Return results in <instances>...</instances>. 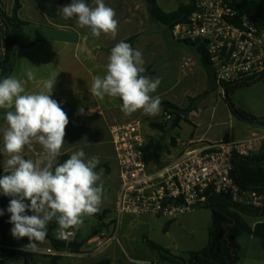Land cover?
I'll return each instance as SVG.
<instances>
[{
    "label": "crops",
    "instance_id": "obj_1",
    "mask_svg": "<svg viewBox=\"0 0 264 264\" xmlns=\"http://www.w3.org/2000/svg\"><path fill=\"white\" fill-rule=\"evenodd\" d=\"M178 1L157 0V3L162 10L172 13L180 6L177 4ZM85 2L89 5L93 4V0H85ZM104 2L117 13L116 18L119 24L114 39L111 35L103 33L99 38L93 37L87 28L78 26L75 18L65 20L62 14L53 18L39 9L36 0H20L21 8L18 16L26 22V25L19 28L17 41L20 48L16 51L13 70L7 75L26 81V91L39 92L43 90V81L49 79L53 73H58L51 98L60 104L69 119L65 129L62 155H70L69 150L75 151L82 148L87 157L95 156L99 159L98 166H101L99 170L103 169L104 186L100 210L111 211L109 206L115 209L120 187L118 161L110 134V127L115 123L140 122L141 133L146 144L156 142L162 145L160 163H149L151 172L170 165L189 149L221 142L242 141L251 137L264 140V126L243 122L232 114L224 97L216 91L214 78L201 65L194 48L192 51H186L181 45H175L176 50L167 56L170 40H167L164 34L165 29L151 20L144 2L138 0H104ZM14 4L15 0H0L1 7L8 15L12 14ZM135 35H141L134 48L142 51L146 62L145 69L154 66V73L149 77L161 79L157 92L152 94L162 98L161 111L155 116L145 115L142 110L126 116L120 110L122 101L119 98L105 97L103 101H100L90 92L93 78L96 75L106 74V64L110 55L107 49ZM4 56L5 26L0 19V61L4 59ZM186 57H191L193 63L190 70L184 72L181 64ZM29 68L35 74V81L27 79L26 70ZM0 79H2L1 69ZM165 101L184 110L190 109L186 116H182L177 126H174L176 119L173 116L172 121H165L167 113L162 106ZM80 107L84 109L83 114L78 111ZM4 111L0 109V143H2V130L6 127ZM151 123L165 124L166 127L164 130H159L152 127ZM42 152V146L34 143L31 147L25 146L23 155L25 159L35 161L40 158ZM6 159L7 157L0 153L2 173H4ZM110 184L112 186L114 184L115 193L112 202L108 203ZM25 203L30 201L26 200ZM0 209H2L1 199ZM27 214L32 213L27 211ZM243 217L251 227L264 222L257 221V216L243 215ZM247 217L255 220L254 223H249ZM139 218L142 220L140 223L148 226L154 218L164 219L163 222L166 225L164 234L167 240H163L165 244L160 243L175 256L181 253V257L187 258L188 253L200 251L208 244L209 233L207 240L203 236L199 237L196 241L187 242L184 248L179 250L175 242L168 244V240L172 237L171 230L175 226L183 227V221H178L177 218L145 215L138 216L135 221ZM9 219L7 223L10 233L5 236L0 232V264H52L53 257H56V264H97L102 261H107L108 264H123L113 252L107 253L102 260H96V252L85 249L87 245L94 243L96 237L105 234L106 218L99 221V226L92 230L94 235H97L93 238L85 239L80 229L75 230L76 242L81 244L78 253L72 252L70 248L58 250L48 240L40 243L39 250L36 252L24 251L23 246L27 245L29 240L27 237L16 239L12 236L13 225L8 222ZM55 229L52 235L56 238ZM257 240L249 235H243L238 239L241 252L237 264H264V249L261 242ZM47 250H52L55 254H48ZM25 254L30 255L26 257ZM132 261L135 260L130 258L128 262L133 263ZM139 261L175 264L163 260L156 251Z\"/></svg>",
    "mask_w": 264,
    "mask_h": 264
},
{
    "label": "clouds",
    "instance_id": "obj_2",
    "mask_svg": "<svg viewBox=\"0 0 264 264\" xmlns=\"http://www.w3.org/2000/svg\"><path fill=\"white\" fill-rule=\"evenodd\" d=\"M61 14L65 20L75 18L78 26L87 28L93 37L99 38L103 33L114 39L117 35V13L104 0H93L92 5L85 0H72L62 6ZM145 63L141 50L123 40L118 42L108 56L106 74L93 78L92 96L100 101L105 97L119 98L120 110L126 116L138 110L148 116L159 114L162 98L152 94L157 92L161 79L144 75ZM57 75L53 73L43 81L39 92L26 91V81L15 76L0 79V109L5 110L6 122L0 153L7 157L5 174L0 177V194L12 197L7 208L11 214L8 222L13 225L14 238H28L24 251L39 250L53 221L58 226L54 233L57 239L72 235L69 229L79 230L85 217L100 211L104 193L103 169L96 171L100 161L95 156L87 157L82 148L69 150V157L53 168L62 155L69 123L60 104L51 98ZM26 76L28 81H35L31 68L26 70ZM78 111L83 114V107ZM34 143L42 146L40 158L25 159V146ZM2 215L4 210L0 209Z\"/></svg>",
    "mask_w": 264,
    "mask_h": 264
},
{
    "label": "built area",
    "instance_id": "obj_3",
    "mask_svg": "<svg viewBox=\"0 0 264 264\" xmlns=\"http://www.w3.org/2000/svg\"><path fill=\"white\" fill-rule=\"evenodd\" d=\"M240 0H196L185 23L174 29L181 42L202 46L212 71L216 91L223 97L227 88L264 82V25L244 17L233 4ZM193 60H182V70H190ZM173 117L165 116L170 122ZM118 161L120 187L115 204V228L110 236L96 237L98 249L119 242L118 232L124 215L176 219L204 207L209 192L230 197L234 203L258 209L264 194L237 184L232 178L234 157H250L258 152L261 140L221 142L185 151L170 165L151 172L145 161L146 140L140 122L115 123L110 127ZM60 239L73 243L77 232ZM48 254H55L47 250ZM133 264H156L132 261Z\"/></svg>",
    "mask_w": 264,
    "mask_h": 264
},
{
    "label": "trees",
    "instance_id": "obj_4",
    "mask_svg": "<svg viewBox=\"0 0 264 264\" xmlns=\"http://www.w3.org/2000/svg\"><path fill=\"white\" fill-rule=\"evenodd\" d=\"M144 2L150 18L155 23L160 24L165 29V35L167 40L189 45L197 52V56L200 63L210 72L212 78H214V72L212 71L207 59V55L202 46L192 44L189 42H181L174 37V29L178 24L185 23L191 15L196 0H189L186 4H180L175 12L167 13L160 8L157 0H138ZM71 0H36L39 9L50 17L57 18L61 15V8L67 5ZM234 8L239 12L238 19L241 20L245 16L254 20L260 25H264V0H242L233 4ZM21 8L20 0H15L13 12L8 15L6 11L0 5V19L5 26V56L0 61V69L2 71V79L13 70L16 51L20 48L18 44V31L19 28L26 25V22L22 21L18 12ZM141 35L132 36L124 42L129 43L133 48L138 43ZM114 47V46H113ZM112 47L107 49L110 53ZM154 73V66L149 67L144 75L151 76ZM247 86V85H246ZM244 86H234L227 88L226 95L224 97L225 102L228 104L232 114L239 120L247 123H256L264 126V119L256 118L244 112L243 110L236 108L232 101L231 95L235 90ZM167 115L173 116L176 119L179 116H186L190 109H181L173 105L169 101L162 103ZM151 126L164 130L165 124L151 123ZM3 147V143H0V148ZM163 147L156 142H150L145 147V161L147 163H160L161 152ZM69 157L68 154L61 155L58 158L56 165L62 163ZM233 169L231 172L234 181L247 188L257 191L260 194H264V140L261 141L260 148L257 153L250 157H234ZM101 166H98L96 171ZM4 173L0 171V177ZM2 201V209L4 215L0 216V232L3 235L10 233V228L7 223V219L10 218V213L7 212L9 206L8 196L0 194ZM212 211V225L209 231V241L207 246L200 250L188 253V257L173 255L166 248L147 240L148 246L158 252L160 257L170 263L175 264H237L240 260L241 248L238 243V239L243 235L253 236L261 242L264 249V222L258 223L254 227H251L244 219L243 215L264 217V205L258 209H252L233 202L228 196L219 195L213 192H209L207 202L204 206ZM110 211L100 210L97 214L91 216L99 221H103L107 218ZM56 223L53 221L48 225V235L46 240L50 241L52 246L56 249H68V244L64 243L60 239L53 237L52 232L56 228ZM81 244L76 241L72 243L70 250L74 253L80 251ZM30 254H25L29 256ZM52 264H56V257H53ZM97 264H108L107 261H102Z\"/></svg>",
    "mask_w": 264,
    "mask_h": 264
},
{
    "label": "rangeland",
    "instance_id": "obj_5",
    "mask_svg": "<svg viewBox=\"0 0 264 264\" xmlns=\"http://www.w3.org/2000/svg\"><path fill=\"white\" fill-rule=\"evenodd\" d=\"M188 1L189 0H179L177 4L187 3ZM175 45H181L186 51H192L193 49L189 45L168 41L167 56L171 55L174 50H176ZM231 101L236 108L256 118L264 119V82L258 80L252 84L238 88L231 95ZM170 126L172 128V125ZM151 169L154 170V168ZM109 188L108 203L112 202L111 200L114 197V184L113 186L110 184ZM109 208H111V211L105 219L107 228L104 230V235L106 236H110L113 233L115 221L117 220V215H115L113 207L109 206ZM137 217L138 216L134 215L122 216L118 232L119 242L113 243L103 249H98L95 243H90L85 249L96 252V260H102L109 252H113L115 257L123 264H127L130 258L135 261L146 259L155 251L148 246L147 240L163 246L160 242H164L165 244L163 240H167L164 234L166 225L163 222L164 219L161 218H154L149 226L144 225L140 223L142 222L140 218L138 221H135ZM256 218L257 221H264L263 217L257 216ZM246 219L249 223H254L255 221L251 220L249 217ZM177 220L183 221V227L175 226L170 232L172 235L171 239L168 240L169 242H166H168V244L175 242L179 250H181L187 242L196 241L199 237L203 236L207 240L209 233L208 228L212 225V211L209 208L202 207L193 213H187L177 217ZM111 221L112 223H110ZM97 226H99V220L94 217H85L84 224L80 228L83 238L89 239L97 236L92 232ZM179 256H182V254L180 253ZM129 264L133 263L130 262Z\"/></svg>",
    "mask_w": 264,
    "mask_h": 264
},
{
    "label": "water",
    "instance_id": "obj_6",
    "mask_svg": "<svg viewBox=\"0 0 264 264\" xmlns=\"http://www.w3.org/2000/svg\"><path fill=\"white\" fill-rule=\"evenodd\" d=\"M181 119H182V116L177 117L174 122V126H177ZM71 246H72V243H69L68 248H70Z\"/></svg>",
    "mask_w": 264,
    "mask_h": 264
}]
</instances>
